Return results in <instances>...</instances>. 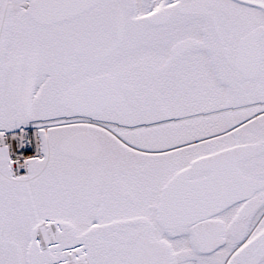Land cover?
Returning a JSON list of instances; mask_svg holds the SVG:
<instances>
[{
  "label": "snow or ice",
  "instance_id": "6c2138e0",
  "mask_svg": "<svg viewBox=\"0 0 264 264\" xmlns=\"http://www.w3.org/2000/svg\"><path fill=\"white\" fill-rule=\"evenodd\" d=\"M0 264H264V0H0Z\"/></svg>",
  "mask_w": 264,
  "mask_h": 264
}]
</instances>
